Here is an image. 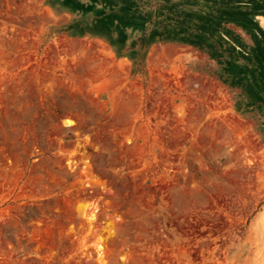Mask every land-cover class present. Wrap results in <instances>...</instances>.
Masks as SVG:
<instances>
[{
  "label": "rangeland",
  "instance_id": "1",
  "mask_svg": "<svg viewBox=\"0 0 264 264\" xmlns=\"http://www.w3.org/2000/svg\"><path fill=\"white\" fill-rule=\"evenodd\" d=\"M0 264H264V0H0Z\"/></svg>",
  "mask_w": 264,
  "mask_h": 264
},
{
  "label": "bare ground",
  "instance_id": "2",
  "mask_svg": "<svg viewBox=\"0 0 264 264\" xmlns=\"http://www.w3.org/2000/svg\"><path fill=\"white\" fill-rule=\"evenodd\" d=\"M66 125H67V126H71V123H70V122H67Z\"/></svg>",
  "mask_w": 264,
  "mask_h": 264
}]
</instances>
